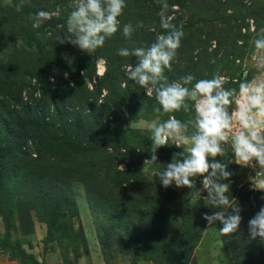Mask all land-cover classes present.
<instances>
[{
	"label": "trees",
	"instance_id": "obj_1",
	"mask_svg": "<svg viewBox=\"0 0 264 264\" xmlns=\"http://www.w3.org/2000/svg\"><path fill=\"white\" fill-rule=\"evenodd\" d=\"M17 2L5 5L0 0V214L7 225L10 210L26 209L31 201L39 202L46 212L33 206L38 207L42 220L48 221V238L62 232L68 234L71 244L74 236L82 237L83 233L70 224L78 214L72 184L80 181L94 217L106 222L100 234L120 239L128 233L132 239L139 234V223L158 212L156 207L141 202L145 197L156 198L157 192L154 185L139 184V170L119 167L125 158L131 159L123 150L136 154L133 143L142 145L144 155L152 154L151 132L125 126L135 118L168 114L156 113L154 96L128 79L125 65L134 64L135 59L120 57L117 50L153 42L163 31L159 15L163 10L169 17L177 13L171 23L182 26L184 32L178 55L171 70L166 71L170 81L186 74L210 78L220 64L228 72L233 71L234 59L249 45L251 33L246 18L255 17L257 31L264 27V2L252 0L246 5L243 0H126L122 24L143 22L144 26L131 39L118 31L92 54L57 41L66 31L71 0H30L20 11L14 7ZM165 3L167 9L163 8ZM40 10H58V15L36 24L34 14ZM213 40L216 49L209 50ZM239 40H243V46ZM100 59L106 65L102 76L97 73ZM27 76L37 78L42 89L40 98L32 92L30 104L24 102L22 93L28 86ZM95 77L97 82L91 90L88 82ZM104 91L107 93L101 98ZM182 114L174 113L178 119ZM156 154L165 158L180 152L170 144L157 149ZM227 170L234 172L230 179L236 180V165ZM27 178L31 179L28 186ZM161 211L171 218L168 224L174 229L185 224L194 228L203 222L202 229L206 221L191 212L178 216L182 214L179 209ZM23 228L27 232L32 222H26ZM80 240L86 246L84 235ZM257 243L262 244V239L257 237ZM10 248L14 257L21 258V247Z\"/></svg>",
	"mask_w": 264,
	"mask_h": 264
},
{
	"label": "clouds",
	"instance_id": "obj_2",
	"mask_svg": "<svg viewBox=\"0 0 264 264\" xmlns=\"http://www.w3.org/2000/svg\"><path fill=\"white\" fill-rule=\"evenodd\" d=\"M30 0H18L14 5L20 11ZM11 5L12 0H4ZM70 11L65 18L66 31L58 36L59 44L69 43L88 54L105 46L106 41L118 31L131 39L133 33L142 28L121 22L126 0H71ZM168 5H163L167 9ZM163 31L147 46L121 47L120 57L135 59L126 64L129 80L135 82L154 96L156 113H191V118L181 120L175 115L148 124L152 141L151 158L144 161V167L157 164V149L175 144L184 152L174 155L156 176L165 188L173 184L177 188L195 189V180L202 177V190L207 192L206 204L217 209L213 214L205 213L203 219L209 225L219 221L222 235L237 231L241 222V208L230 196L232 175L228 165L215 158L225 157L229 151L235 162L248 165L256 161L262 169L253 181L264 176V76L239 82L238 88L226 87L227 78L219 73L210 78L197 79L193 74L170 81L166 71L178 55L184 32L182 26L171 23V17L163 10L159 13ZM49 18V13L40 10L34 14L36 24ZM255 48L264 50V30L254 40ZM211 158V159H210ZM122 169V167H121ZM229 209L231 211L229 212ZM250 236L264 239V206L249 220Z\"/></svg>",
	"mask_w": 264,
	"mask_h": 264
},
{
	"label": "rangeland",
	"instance_id": "obj_3",
	"mask_svg": "<svg viewBox=\"0 0 264 264\" xmlns=\"http://www.w3.org/2000/svg\"><path fill=\"white\" fill-rule=\"evenodd\" d=\"M262 1L264 2V0ZM243 2L250 5L252 0H243ZM172 8L175 11L178 10V6ZM48 13L47 20L53 15L57 16L58 10ZM176 15L177 13H174L170 17L173 18ZM246 23L251 33L248 36L249 45L244 49L245 52L242 55H238L234 59V70L228 72L227 67L224 68L220 64L218 70L214 72V74L219 73L227 78V87L238 88L239 82L245 77L251 80L264 76V50L258 51L254 46V40L261 34L260 31H257L258 22L255 17L248 16ZM261 30H264V27ZM242 32L244 34L247 32V26L243 28ZM238 43L243 46V40H239ZM216 44V41L213 40L209 50L216 49ZM221 55L222 53L219 56ZM105 69V60L100 59L98 75L102 76ZM229 73H233L234 76ZM67 77L66 74L65 78ZM27 81L28 86L22 92L25 103L32 100V92L35 93V98H40L42 94L37 78L27 76ZM96 82V77L89 81V89L93 90ZM106 93L104 91L101 98ZM37 111L41 112L39 108ZM162 115L151 116L148 119L135 118L128 122L125 128L149 131L148 124L153 121H162L174 114L164 117ZM191 115V113H184L181 120L190 119ZM131 145L134 149L136 148V154L133 151L123 150L124 154L131 158V161L125 158L119 165L120 169L122 167V169L139 170L141 173L139 184L142 185L146 182L154 185L157 192L156 198L145 197L146 199L141 201L145 205L156 207L158 212L153 214L152 218L144 219L139 223V234L132 239L131 234L128 233L122 234L120 239L110 235H101L100 231L104 229L106 222L97 221L83 182L75 181L72 184V190L77 201L78 214L70 219V224L76 231L82 229L84 233H82V237L74 236L71 244L67 240L68 234L62 232L55 233L53 237L48 238L50 235L48 221L42 220L38 207L33 205L41 207L43 212H46V207L39 202L31 201L26 209L17 207L10 210L7 213V220L9 219L7 225L6 218L0 214V264H166L169 261H172L173 264H264V239L259 245L257 237L253 239L249 232V220L259 211L261 205L264 206V190L253 186L254 179L262 171L256 161H252L246 166L237 164L231 151L225 157L217 156L215 158L221 163H226L228 167L232 164L236 165L237 178L236 180L231 178L228 183L230 184V196L241 208L242 219L237 231L230 235H222L219 230L223 225L219 221L212 225L205 221L202 229L200 227L203 222L200 225H194V228H190V226L187 228L185 224L182 228L174 229L173 225L168 224L171 218L161 209H179L182 214L178 216L191 212L193 216L198 215L197 217L200 216L201 219L205 213L211 215L217 211L206 204L207 192L202 190L201 183L203 178H196L195 189L177 188L174 184L165 188L161 185L156 174L172 161L174 155L162 158L156 154L157 164L144 167V161L150 159L151 156L144 155L142 145L134 143ZM171 145L180 154L184 152L182 147ZM108 149L111 151L112 147ZM130 165L132 167H129ZM233 175L234 172L231 176ZM28 180L27 186L31 182V179ZM255 183L259 187H264V176L257 178ZM230 211L231 209H229ZM26 222L27 224L32 222V228H28L27 232L23 228ZM8 225H10L9 228ZM129 229L131 230L128 228L127 231ZM70 234L72 235L71 232ZM83 235L86 239V246H82L83 243L80 240ZM101 236L105 238L102 239ZM16 246L21 247L20 253L24 251L21 258L14 257L10 251V247ZM185 254L189 255L184 257ZM181 259L187 260L180 261Z\"/></svg>",
	"mask_w": 264,
	"mask_h": 264
}]
</instances>
